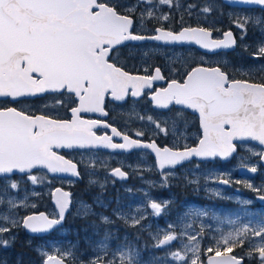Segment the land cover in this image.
I'll return each instance as SVG.
<instances>
[{"label": "snow or ice", "instance_id": "snow-or-ice-1", "mask_svg": "<svg viewBox=\"0 0 264 264\" xmlns=\"http://www.w3.org/2000/svg\"><path fill=\"white\" fill-rule=\"evenodd\" d=\"M236 2L257 6L259 10L258 15L238 17L233 21L240 29L241 41L248 34L249 24L261 36L256 50L250 54L258 61V66L237 69L249 79L232 78L220 66L205 67L202 57L200 64L183 73L182 79L170 78L166 87L154 88V82L166 79L161 69L155 67L152 74L145 68L144 75L126 71L118 66V46L129 41L153 40L190 43L215 52L234 48L237 38L229 30L223 33V38L214 39L211 29L200 26L182 27L178 32L156 27L153 35L134 31L137 21L141 27L146 19L168 21V14L156 15V4L179 8L181 5L177 0H135L128 5H122L118 0H0V98H11V103H21V98L54 94L56 106H63L65 97L77 105L70 108L71 119L48 114L34 115L29 109L0 107V248L7 249L15 244L19 238L15 229L22 228L31 234L48 233L64 222L72 203L69 192L56 188L52 193L57 212L23 216L19 213L29 207L26 203L28 196L17 201L10 195V190H18L25 178L33 185L43 183L47 177L35 174L40 169L80 177L79 162L66 159L57 149H150L155 154V162L165 184L174 175L163 171L166 168H176L194 158L227 160L237 151L236 141L258 142L260 150L250 148L249 151L264 161V75L260 76V82L251 78L264 73V0ZM141 5L146 7L136 17ZM195 7L194 4L187 5L189 10ZM201 11L209 13L211 8L204 7ZM248 47L244 45L245 49ZM170 71L180 72L177 68ZM146 89L148 92H145ZM109 95L115 101H125L129 96H148L154 107L169 111L180 106L171 119L174 137H177L179 123L187 126L185 111L190 109L198 113L202 134L193 146H158L154 140L130 138L108 123L82 116L83 113L107 116L104 104ZM147 120L160 133L169 134V129L152 116H147ZM101 127L111 128V135H97L95 129ZM135 135L144 137L145 133L137 131ZM114 137H120L123 142L114 143ZM248 171L257 173L258 169L252 166ZM112 174L121 178L126 176L121 168L113 169ZM218 179L225 185L232 183L230 178ZM235 183H242L253 192L264 193V183L259 187L248 180H237ZM259 199L264 201V194ZM241 203L249 204L250 201ZM5 206L7 212L3 211ZM100 206L103 207V204ZM150 207L154 215L161 214L162 203L152 202ZM78 214L88 216L91 206L82 203ZM198 214L206 215L204 212ZM142 218L133 219L132 226L140 225ZM100 219L106 224L112 222L103 215ZM228 222L235 223L232 220ZM168 227L173 228L172 225ZM4 234H8L7 238ZM199 237L204 238L203 226ZM110 238L111 233L106 232L93 257L86 262L80 259L79 264H142L140 253L128 244L112 251L109 257L107 241ZM155 239L154 247L164 248L171 246L178 237L174 231H164L162 238L158 233ZM188 241L191 247L185 244L182 250L169 251L167 255L181 264H205L201 260L200 240L191 235ZM213 241L203 250L206 264H244L245 260L264 264V218L255 226L244 224L234 231L221 232L213 237ZM26 243L31 246V240ZM237 248L241 249L240 253H236ZM36 250L41 256L40 264H76L77 261L72 250ZM0 264H7V261Z\"/></svg>", "mask_w": 264, "mask_h": 264}, {"label": "flooded vegetation", "instance_id": "flooded-vegetation-1", "mask_svg": "<svg viewBox=\"0 0 264 264\" xmlns=\"http://www.w3.org/2000/svg\"><path fill=\"white\" fill-rule=\"evenodd\" d=\"M118 2L122 5H128L134 3L135 0H118ZM182 2L185 4V9L189 4H194L196 7L186 11L183 9L181 14L178 12H176L177 14H173L171 8L164 7L162 9L163 11L157 12L156 15L160 16L167 13L170 16L168 21H158L155 19L147 20V23L144 24L143 27H141L137 21L134 25V31L139 30V34L153 35V30L156 27H164L178 32L182 27L200 26L211 29L213 37L216 39L221 37L226 30L232 29L237 38L236 49L230 52L208 53L188 44L167 46L150 41L138 44L129 43L118 46V66L124 67L126 71L132 74L140 75L146 74L144 71L145 68L148 69L149 73L154 74V68L159 67L166 79L164 81L154 82V88L166 87L168 79L170 78L182 79L185 71L201 63L202 57L203 66L205 67L220 66L224 71L228 72L232 78L249 79L248 76L242 75L237 69H240L242 66L244 70L250 65L258 66V61L252 58L250 54L256 50L257 41L261 36L259 31L253 29L251 24H249L248 34L245 39L241 41L239 39L240 29L235 26L233 21L238 17L258 15L259 10L257 6H231L227 5L222 0H182ZM204 7H210L211 11L209 13L202 12L201 9ZM142 8L143 7L140 6V9L137 10L136 17H139V12ZM189 11L191 15H189ZM197 12H199L198 16ZM200 12H202V14H200ZM181 17H183L182 20ZM244 45H249L250 47L245 49ZM148 48L151 49L149 50L151 52L145 54L144 50L147 51ZM170 51L181 52V55L177 57L179 63H170L165 55L169 54ZM173 68L179 69V74L170 71V69ZM261 75H264V73L254 75L251 78L256 82H260ZM145 92H148V90L146 89ZM53 95L54 94H45L43 97L21 98V103H11V98H0V107L29 109L34 115L48 114L58 116L61 119H71L70 108L77 106L76 103L68 101L67 97H65V104L63 106H56L54 105ZM73 99L75 98L73 97ZM45 105H48V107H45ZM179 107L180 106H175L172 111H169L168 109L154 107L148 96H141L138 98L129 96L125 101H115L109 95L105 98L104 104L107 116L101 113H83L82 116L85 119H97L108 123L112 127H116L117 130L123 134H128L130 138L142 139L144 141L154 140L158 146L172 147L183 146L184 144L193 146L198 142V138L202 134L199 128L198 113H194L190 109L186 110L185 116L187 119V126L185 127L183 123H179V131L177 133V137L179 138L177 139V137L172 135L171 119L174 116L176 108ZM141 116L144 117L143 120L139 119ZM147 116H152L160 122L163 127H167L169 129V134L165 135L160 133L155 128V125L147 120ZM165 121H168V123L165 124ZM95 131L97 135H111V128L101 127L95 129ZM137 131H143L145 136L136 137L135 133ZM154 132L156 133L155 135H153ZM113 142L122 143L123 141L120 137H114ZM241 144L242 143H238L236 155L226 162L220 159L204 162L192 159L176 168H166L163 171L174 173L166 184L164 183L161 170L156 165L155 155L149 149H134L130 152L121 150L112 151L108 149L56 150L59 154L64 155L65 158L72 159L73 162H79L78 169L81 172L80 177L63 178L50 175L45 169H40L35 174H37L38 177L46 176L47 178L45 181L50 180V182L47 183L51 189L49 193L45 192L44 184L38 182L33 185L25 178L22 184L26 185L27 190H23L25 194L28 195L27 200L34 201L35 207H28L23 212V215L42 211L46 214L57 212L58 209L53 203L52 193L56 188L61 187L71 193L72 201L70 211L65 218L64 224L44 235H31L22 228L17 229L18 240L12 247L3 249L1 253L5 255L0 256V259L9 260L14 256L17 258L20 254L17 255L16 251L23 247L25 258H28L27 260L31 259L35 261L32 263H40L41 256L36 250L39 243L48 240H56L61 237L71 239L78 247L85 249L88 246L85 239L96 234L94 231L95 227H97L99 231L107 230L113 235H118L120 240H123V236L126 235V243L132 246L146 245L149 248L152 246V250L158 252L159 249L154 247L156 244L155 237L158 232L162 233H159L161 238L165 231L164 228H167L168 231L176 232L174 228L169 229V223L172 221H179V219L184 217L183 215L188 212V208L191 209L196 204L200 207L210 204L225 212L226 206L214 205V199L229 200L232 208L235 206L240 207L239 203L234 200L212 195L203 188L204 186L202 187L203 184L201 181L188 183L184 174H188L190 167L197 165L202 167L212 163H217L225 167L234 164L239 153H245L247 154L248 161L239 164L235 176H237L240 181L248 179L264 181V165L262 161L256 156H251V152L249 150L247 152L245 148L248 146L259 151L260 146L254 142H243L244 146H240ZM241 166H248L249 168L256 166L258 169L257 174L251 178L240 176L238 174V169ZM115 168H121V170L126 173V176L121 178L113 175L112 170ZM195 177L199 178L197 174L191 173L188 179H193ZM60 179L71 182L64 185L54 182V180ZM91 180L95 183H90ZM231 181L232 183L228 185H221L218 179L214 184L219 185L228 193L240 192L244 197L248 198L249 196L255 198V203H252V205L264 207L256 200L258 195L264 193L253 192L242 183H235L237 180ZM33 193L36 194L33 195ZM98 194L102 195L103 198L106 199V202L110 197L113 198L111 202L108 201L109 208L104 206L101 207V204L96 202V197H99ZM163 198H165L167 202L162 204L161 214L159 216L154 215L150 207L151 203ZM82 203L89 204L94 209V211L86 217L82 214H78ZM190 203L194 204V206L190 205ZM165 204L166 206H164ZM245 206L248 207V204ZM102 212L105 213L104 216L110 218L112 221L111 223L106 224L100 219V216L103 214ZM141 217L143 218L141 219L140 225L133 227V219ZM190 219L193 220L194 217L192 216ZM195 220L193 221L195 222ZM90 221L93 222L90 223ZM94 221H96L97 224ZM98 224H100V226ZM62 228H66L68 231L66 235H60L59 231ZM5 235L8 236V234ZM29 240H31V246L26 243ZM178 240L179 239L173 241L171 245H175ZM28 250H31L30 254ZM147 253L145 252V254ZM205 257H203V260ZM83 258L86 259V255H84ZM37 259L40 261L37 262Z\"/></svg>", "mask_w": 264, "mask_h": 264}, {"label": "rangeland", "instance_id": "rangeland-1", "mask_svg": "<svg viewBox=\"0 0 264 264\" xmlns=\"http://www.w3.org/2000/svg\"><path fill=\"white\" fill-rule=\"evenodd\" d=\"M177 2L181 5V7L177 8L175 6V11L181 14L183 12V9H185V4L182 2V0H177ZM143 8L142 10L146 7L145 5H141ZM164 7H168L167 5H159L156 4V7L154 9L155 13L157 12H162ZM172 7V8H173ZM171 8V9H172ZM189 10L187 7L184 11ZM169 13V12H168ZM167 14V13H166ZM202 14V12H200ZM169 15V14H168ZM199 15V12H197V16ZM147 23V19L145 20V23ZM261 38V37H260ZM259 38V39H260ZM151 49L144 50L145 54H149ZM180 51H170L169 54H165L168 60L170 61L171 64L174 63H179L178 61V56L181 55ZM246 151L251 147H245ZM252 149V148H251ZM254 150V149H252ZM257 151V150H254ZM251 152V151H250ZM247 154L242 153L238 154L236 157V162L234 164L222 167L217 163H212V164H206L202 167H199L198 169L197 166H192L190 167V170H188V174H184V177L188 181V183H191L192 181L202 182V187L209 191L212 195H215L217 197L221 198H228L230 200H234L239 203V206H235V208L228 209L226 208V211L224 212L221 209H217L210 204L208 206H197V204L194 206V204H191L194 206L193 208L189 209L188 212H186L179 221H172L169 223V225H172L174 229H176L175 234L178 237V242L175 245L171 246H165L164 248H157L159 251H154L152 250V246L149 248L146 245L142 246H132L128 243L127 241V236H123V240L119 239L118 235H113L111 234V238L107 241V244L109 246V257H111V252L115 251L117 248L122 247L125 244H128L133 250L138 251L140 253V259L142 261V264H181L179 261L172 260L170 256L167 255L169 251H178L182 250L183 246L187 244L189 247L192 246V244L188 241V236L195 235L197 238L200 240L201 243V260H203V257L205 255L203 254V250L206 249L208 246L212 245L214 243L213 237L218 236L221 232H227V231H234L236 228L241 227L244 224H250V226H255L262 218H264V207H257L253 206L252 203H255V198L252 197H244V195H241L240 192H234V193H228L226 190L222 189L219 185L214 184L218 178H230V180H239L237 176H235V172L239 164L248 161L247 159ZM253 156L252 154H250ZM194 173L199 176V178H189V174ZM92 181V180H91ZM249 182L254 183L257 187H259L264 181L261 180H249ZM48 182L50 180H46L42 184H44V190L46 193H49L51 191L50 187L48 186ZM54 182L59 183V184H67L71 181L67 180H54ZM23 181L20 184V188L18 190H10V195L14 196L17 201L23 200L24 196L26 195L24 190H27V187L25 184H22ZM24 189V190H23ZM34 192V191H32ZM99 197H96V202L99 201V204H103L104 207H108V201L111 202L113 200L112 197L108 199L106 202V199L103 198L102 195L98 194ZM261 195V194H260ZM258 195V196H260ZM28 196V195H27ZM257 196V197H258ZM208 197V196H205ZM101 198V199H100ZM250 201L248 204V207L241 203L242 201ZM154 201V200H153ZM157 203H164L167 202L165 198L161 200H155ZM26 203L31 207V205L34 204V201H29L27 200ZM89 205V204H88ZM141 206V205H140ZM191 206V207H192ZM26 209H21L20 210V215L23 216V212ZM3 211L7 212V206L3 208ZM94 211V209L91 207V213ZM204 212L206 215H199L198 213ZM103 213V212H102ZM119 214V213H117ZM103 216L105 213L102 214ZM194 217L193 220L190 219V217ZM235 221L234 224H230L228 221ZM93 221H90L92 223ZM96 224L97 222L94 221ZM196 224V226H195ZM198 224V227H197ZM100 226V224H98ZM203 226L204 229V238L200 239L199 237V231L201 227ZM164 230L168 231L167 228H164ZM17 232V229L14 230ZM95 235H91L90 237H87L85 239L86 243L88 246L85 249H82L76 245L74 241L71 239H65L63 237L57 238L56 240H48L43 243H39L37 246L38 248H43L44 251L47 252H52L54 248H59L61 250H72L75 252L77 256V262L79 263L80 259H83L85 262L93 257V253L95 249L97 248L98 244L100 241L104 239V235L106 232H109L107 230L99 231L97 227H95ZM66 228H62L59 233L60 235H66L67 234ZM160 233V232H158ZM162 234V233H160ZM185 234V235H182ZM5 235V234H4ZM5 238H7V235H5ZM258 239V238H254ZM154 245V244H153ZM247 247V245H245ZM240 249V248H239ZM124 251H127V249H122ZM241 250V249H240ZM3 251L2 248H0V253ZM147 254H145V252ZM5 254L1 253L0 256H4ZM86 255V259L83 258V256ZM191 255V253H189ZM6 261V259H0V262ZM253 262V261H250ZM36 264V263H32ZM40 264V263H37Z\"/></svg>", "mask_w": 264, "mask_h": 264}, {"label": "water", "instance_id": "water-1", "mask_svg": "<svg viewBox=\"0 0 264 264\" xmlns=\"http://www.w3.org/2000/svg\"><path fill=\"white\" fill-rule=\"evenodd\" d=\"M224 3H226L227 5H231V6H240V7H252V6H254V5H247V4H242V3H238V2H236V0H222ZM229 30H231L232 32H233V34H234V31L232 30V29H228V30H226L225 32H227V31H229ZM234 36H235V34H234ZM236 37V36H235ZM212 38H214L213 37V33H212ZM221 38H223V34L221 35V37H219V38H216V39H221ZM215 39V38H214ZM148 42V41H150V42H157V43H159V44H163V45H167V46H172V45H185V44H188V45H191V46H195V47H197L198 49H200V50H202V51H204V52H208L207 50H204V49H201V48H199V46L198 45H195V44H190V43H166V42H164V41H153V40H145V41H129V42H125V44H123V45H126V44H129V43H134V44H138V43H142V42ZM122 46V45H121ZM237 46V45H236ZM236 46L234 47V48H230V49H220V50H216L215 52H223V51H226V52H230V51H233V50H235L236 49ZM215 52H208V53H215ZM135 75V74H134ZM140 75V74H139ZM156 82H158V81H156ZM192 111V110H191ZM248 142H252V141H248ZM248 142H245V143H248ZM235 143H237V145H238V143H243V142H239V141H236ZM254 143H256V144H258V142H254ZM93 149H104V148H93ZM57 150H60V149H57ZM65 150H74V149H65ZM108 150H112V149H108ZM132 150H134V149H132ZM132 150H129V151H124V150H121V151H124V152H130V151H132ZM150 150V149H149ZM112 151H116V150H112ZM117 151H120L119 149H117ZM237 151H238V147H237ZM237 151H236V153H237ZM236 153H234L233 154V156L232 157H230V158H228L227 160H222V159H220V160H222V161H224V162H226V161H229V160H231L233 157H234V155H236ZM154 154V153H153ZM155 155V154H154ZM67 159V158H66ZM194 159H197V160H199V161H202V162H204V161H213V160H200L199 158H194ZM187 162H189V161H187ZM262 164L264 165V161H262ZM248 169H249V167L248 166H241L239 169H238V174L240 175V176H243V177H249V178H251V177H254L257 173H251L250 171H248ZM46 170V169H45ZM47 171V170H46ZM49 173V172H48ZM50 175H53V176H60V177H63V178H78V177H75V176H72L70 173H49ZM221 185H225V184H222V183H220ZM59 188H61V187H59ZM63 191H66V192H69V191H67V190H65V189H63V188H61ZM70 193V192H69ZM71 194V193H70ZM257 201L260 203V204H263L264 205V201H261L260 199H259V196L257 197ZM53 203L55 204V201H54V198H53ZM71 207V206H70ZM69 211H70V209H69ZM68 211V212H69ZM43 212V211H42ZM68 212L66 213V216H67V214H68ZM39 213H41V212H39ZM39 213H31V214H39ZM43 213H45V212H43ZM46 214V213H45ZM66 216H65V218H66ZM64 222H65V220H64ZM64 222L62 223V225L64 224ZM62 225H60V226H57L56 228H58V227H61ZM56 228H54V229H52V230H50L49 232H51V231H53V230H55ZM48 232V233H49ZM29 233V232H28ZM48 233H38V234H31V233H29V234H31V235H44V234H48ZM205 264H206V262H205ZM244 264H245V261H244Z\"/></svg>", "mask_w": 264, "mask_h": 264}, {"label": "trees", "instance_id": "trees-1", "mask_svg": "<svg viewBox=\"0 0 264 264\" xmlns=\"http://www.w3.org/2000/svg\"><path fill=\"white\" fill-rule=\"evenodd\" d=\"M130 1H133V0H130ZM175 8L173 7L172 9H171V12L173 13V14H177L176 13V9L174 10ZM213 204L214 205H219V206H226V208H232L231 206H230V202H229V200L228 201H224V200H222V199H220V200H216V199H214L213 200ZM236 252H238V253H240L241 252V250L239 249V248H237L236 250H235ZM30 252H31V250H28V253L30 254ZM16 253H17V255H19L20 254V256H17V258H16V256H14L13 258H11V259H9V260H6L7 261V264H17V262L19 261V264H31L32 262H35V261H33V260H31V259H29V260H31V261H29V260H27L28 258L26 257L25 258V253H24V250H23V247L22 248H19L18 249V251H16ZM33 259V258H32ZM37 262L38 261H40L39 259H37L36 260ZM76 264H79L77 261H76ZM246 264H255V262L253 261V262H250L249 260H246Z\"/></svg>", "mask_w": 264, "mask_h": 264}]
</instances>
